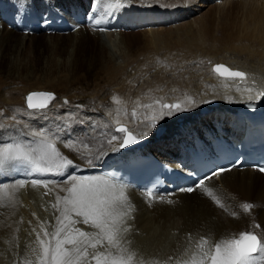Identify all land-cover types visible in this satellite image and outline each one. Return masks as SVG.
Wrapping results in <instances>:
<instances>
[{"label": "bare ground", "instance_id": "bare-ground-1", "mask_svg": "<svg viewBox=\"0 0 264 264\" xmlns=\"http://www.w3.org/2000/svg\"><path fill=\"white\" fill-rule=\"evenodd\" d=\"M101 1L145 17L156 14L168 22L153 26L148 33L136 29L102 33L79 27L64 35H24L0 22V110L4 112L0 114V149L7 143L31 142L33 132L44 133L54 139L62 156L85 170L135 152L121 148L119 141L108 144L113 134L121 135L115 128L123 126L145 145L142 153L154 151L171 160L189 135L202 133L216 122L228 126L237 108L256 103L257 95L264 96L260 95L264 93V0H230L222 5L211 0H34V5L56 6L69 15L67 10L73 7L87 9ZM180 23L182 28L190 27L194 37L182 46L178 60L161 51L165 31ZM149 46L156 50L152 57L147 54ZM225 64L244 72L245 78L213 73L212 68ZM150 67L154 68L151 72ZM168 82L170 88H166ZM26 83L34 90L58 94L47 109L29 110L46 113L25 116L19 112L16 96L21 94L19 86ZM177 83L180 88H172ZM5 85H10L8 90ZM100 86L104 91L92 92ZM100 97L109 101L100 106ZM69 100L74 107L63 105ZM158 101L180 104L182 110L161 117ZM16 115L26 119L18 120ZM154 115L153 128V121L145 117ZM89 159L92 164L86 162ZM69 167L62 170L67 173ZM3 172V180L9 181L0 185V264H38L42 249L37 233L46 239L43 230L55 231L59 213L52 205L56 196L68 195L72 177L45 188L20 186L10 177L11 171ZM77 180L87 185L108 179L92 175ZM117 186L109 195L122 191L133 206L123 240L137 254L134 264H200L201 247L214 252V244L221 239L238 238L246 230L258 236L264 233V177L252 170H232L211 179L200 191L176 193L162 201ZM245 203H251L252 209L246 211ZM257 223L261 228L255 227ZM77 227L97 231L82 223ZM204 239L207 244H198ZM88 251L104 249L98 245ZM89 261L95 264L91 255L80 264ZM256 264H264L259 254Z\"/></svg>", "mask_w": 264, "mask_h": 264}, {"label": "snow or ice", "instance_id": "snow-or-ice-1", "mask_svg": "<svg viewBox=\"0 0 264 264\" xmlns=\"http://www.w3.org/2000/svg\"><path fill=\"white\" fill-rule=\"evenodd\" d=\"M33 5L34 0H16L17 22L31 14ZM41 22L49 24L52 21L47 15L42 14ZM93 23L99 25L101 21L95 19ZM215 71L221 75L227 74L231 77L245 78L244 72L230 71L222 65H217ZM260 95H264V93H260ZM34 96H43L47 101L55 99V96L51 93H34L27 97L29 108L45 106V104L33 103ZM157 103L159 104V116L161 117L182 110L180 104H168L159 101ZM147 107L152 108L153 106L147 105ZM136 115V112L133 111L132 116L135 117ZM145 119L153 121L151 124L153 128L156 126L157 116L145 117ZM115 133L121 135L113 134L108 140V144L119 141L121 148H123L138 142L137 138L126 127H116ZM143 135L147 136L148 133L145 132ZM37 137H39L38 140ZM86 162L92 164L93 160L89 159ZM18 166L27 168L28 174L64 176L65 172L62 169L66 166L75 165L73 160L61 155L54 139L49 140L46 134L33 132L31 142L7 143L0 149V171H11ZM239 166L240 162L236 161L230 166L213 169L194 185L182 190L191 192L202 187L206 179L210 180L213 176L218 177L222 172L230 171L231 168ZM53 168H55V171H53ZM259 171L264 172V166H260ZM30 183L33 186L43 184L45 188H48V185L53 181L32 179ZM23 185L24 181H20V186ZM100 185H103V187ZM117 187L116 183H110L108 180L88 182L85 185L78 181L76 177H72L68 195L64 197L56 196V203L52 205L53 209L59 213L56 217L57 226L55 231L50 234L47 230H43L46 239H41L40 233H37V239L42 249L37 258L38 264H80L89 255H91V260L95 261V264H134L137 254L127 247L129 242L123 240V234L129 231V228L125 225L127 220L131 219L130 212L133 206L124 198L122 191L120 195H109V193H115ZM120 187L124 186L121 185ZM209 195H211V192H209ZM148 196L152 198V193L149 192ZM61 202L64 204L63 208L60 207ZM252 207L251 203L243 205L246 211L251 210ZM81 223L97 231L95 233L84 231L77 227ZM255 227L259 229L261 225L257 223ZM53 240L55 241L54 245ZM207 243V239L198 242L200 245ZM98 245L104 251L99 253L93 251L90 254L88 248L95 250ZM257 254H259V260L264 261V233L258 236L253 231L246 230L241 232L238 238L221 239L216 242L214 252L211 248L204 251L201 247L200 264H256ZM89 264H91V261H89Z\"/></svg>", "mask_w": 264, "mask_h": 264}, {"label": "rangeland", "instance_id": "rangeland-1", "mask_svg": "<svg viewBox=\"0 0 264 264\" xmlns=\"http://www.w3.org/2000/svg\"><path fill=\"white\" fill-rule=\"evenodd\" d=\"M218 5H220V4H218ZM212 6L210 5L209 8H206L204 11H206L207 9H211ZM231 10H237V8H231ZM189 19H190V17L184 18V20H185L184 22L187 23V20H189ZM183 23H180L179 25H177L173 29H169V30H166L165 31L167 34H166V36L164 38V42L162 44V51H161V52H164V53H166V54L170 55L171 57H173L175 59H178V60H181L180 59V57H181L180 52H181L182 46L187 41H189L190 39H192L194 37V34H193V32H192V30H191L190 27H188V28H182V26L185 24V23L184 24ZM141 30H142V32L148 33L147 31L150 30V28L149 29L148 28H144V29L142 28ZM141 30H139V31H141ZM154 52H156L155 47L154 46H149V48L147 50V54L150 57H152V53H154ZM148 70H149V72H151L152 70H154V68L153 67H150ZM9 86L10 85H5V90H8L9 89L8 88ZM103 87L104 86L93 87L91 90H92L93 93L94 92H97L96 90L98 88H100L102 91H104L103 90ZM166 88H170L169 82L166 85ZM172 88H178L179 89L180 88V85L178 83L177 84H172ZM19 89L21 91V94H19L18 96H16V98H17L16 100L19 103V105H18L19 108H20L19 109V112H23L25 116H32L34 113H46L45 111H29V110H27L25 103H26V96L29 93H31V92H50V93L56 94V92L53 91V90H47V89L46 90H34L33 89V86L31 84H29V83H26L25 85L19 86ZM22 92H24V93H22ZM57 95L58 94H56V96ZM101 97H100V99H97V101H98L97 104H99L100 106H103V104L104 103H107V101H109V100H103ZM56 102H57V100L55 101V103ZM70 104H71L72 107L75 106L74 103H73V101H70V100H69V103L68 104H63V105H70ZM56 105H58V104H56ZM3 113L4 112L1 109L0 110V114H3ZM15 118L18 119V120H25L26 119L24 116H19V115H16ZM164 131H165V129H164ZM92 138H93V140H95L94 137H92Z\"/></svg>", "mask_w": 264, "mask_h": 264}, {"label": "water", "instance_id": "water-1", "mask_svg": "<svg viewBox=\"0 0 264 264\" xmlns=\"http://www.w3.org/2000/svg\"><path fill=\"white\" fill-rule=\"evenodd\" d=\"M224 75H227V74H224ZM34 93H36V94H42V93H50V92H31V93H29V94L27 95V97H28L29 95L34 94ZM51 94H53V95L55 96V99H56V95H55L54 93H51ZM27 97H26V105H27V109H28V110H37V109L41 110V109H46V108H48V107L52 104V102L55 100V99H54V100H51V101H47L46 98L43 97V96H34V97H33V103H36V104H45V106H44V107H38V108H29V107H28V100H27ZM135 144H136V145H135ZM143 145H144V144H140V143L136 142V143L130 144V145L126 146V147H123V149H130V148H133V147L142 148Z\"/></svg>", "mask_w": 264, "mask_h": 264}]
</instances>
